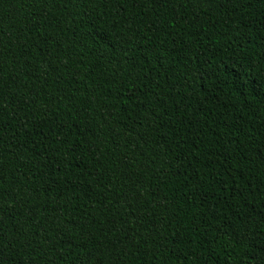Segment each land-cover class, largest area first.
<instances>
[{
  "label": "trees",
  "instance_id": "16d2710c",
  "mask_svg": "<svg viewBox=\"0 0 264 264\" xmlns=\"http://www.w3.org/2000/svg\"><path fill=\"white\" fill-rule=\"evenodd\" d=\"M0 264H264V0H0Z\"/></svg>",
  "mask_w": 264,
  "mask_h": 264
}]
</instances>
